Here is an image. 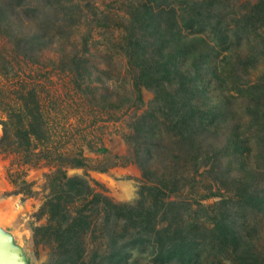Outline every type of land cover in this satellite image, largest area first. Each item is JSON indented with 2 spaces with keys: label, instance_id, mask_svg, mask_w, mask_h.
Instances as JSON below:
<instances>
[{
  "label": "trees",
  "instance_id": "obj_1",
  "mask_svg": "<svg viewBox=\"0 0 264 264\" xmlns=\"http://www.w3.org/2000/svg\"><path fill=\"white\" fill-rule=\"evenodd\" d=\"M44 6L66 16L77 15L82 6L94 12L90 0H0V23L8 26V35L27 61L35 62L45 47L57 51L55 45L65 36L41 24L37 13ZM126 7L118 46L131 69L136 98L142 100L144 87L154 92L152 105L134 112L124 133L145 179L141 200L136 205L113 200L88 174L67 173L66 163L84 164L81 156L56 152L39 207L46 222L33 227L35 242L50 244L59 264H84L86 234L100 226L115 250L96 254L95 264H121L130 243L152 248L153 259L161 263L201 261L205 237L166 220L165 207L185 178L187 169L178 168L180 161L196 157L184 144L198 138L201 147H208L209 134L230 119L236 121L222 149L233 164V181L241 184L234 196L254 208L259 219L250 224L255 231L236 233L227 220L213 218V226L207 227L208 245L223 251L231 246L237 264H264V0H127ZM62 45L53 64L89 78L85 52L71 42ZM0 75L5 78L0 82V150L31 162L37 148L48 149L36 82L17 84L1 67ZM210 76L216 79L214 92ZM239 98L242 113L237 116ZM173 140L177 147L169 146ZM8 177L17 186L15 193L34 194L19 169L9 170ZM125 232L129 242L124 241ZM238 248L243 254L236 253Z\"/></svg>",
  "mask_w": 264,
  "mask_h": 264
},
{
  "label": "rangeland",
  "instance_id": "obj_2",
  "mask_svg": "<svg viewBox=\"0 0 264 264\" xmlns=\"http://www.w3.org/2000/svg\"><path fill=\"white\" fill-rule=\"evenodd\" d=\"M90 2L94 12L82 6L73 16H66L62 10L51 6L40 8L37 14L41 24L50 30L64 32L65 36L59 45H55L57 51L45 47L35 62L23 57L22 49L8 35V26L0 23V67L17 84L26 80L36 82L48 129V149L37 148L38 153L31 162H23L22 156L15 152L0 150V232L6 235L10 246L20 250L26 264H59L52 246L36 243L33 238V227L46 222V215L40 213L39 207L48 191L46 174L55 167L56 152L81 156L84 164L66 163L67 173L88 174L113 200L135 205L141 200L140 191L145 179L139 164L131 157L124 133L132 114L152 105L154 92L144 87L142 100L136 98L131 69L118 46L121 22L128 16L127 0ZM67 33L71 36H66ZM64 41L85 52L92 72L89 78L84 79L53 64ZM209 78L210 89L214 92L216 79ZM3 80L4 76L0 75V82ZM121 101L123 103L117 107ZM236 103L234 109L238 116L242 113L241 99ZM3 116L0 110V118ZM245 118L241 115L240 121ZM234 121H222L219 129L209 134L207 155L208 147H201L198 138L184 144L196 157L180 161L178 168L187 169L185 178L178 182L165 207L166 220L183 223L188 232L205 237V247L201 244L203 259L192 264H237L231 246L223 251V247L208 245L207 227L213 226V218L227 220L236 233L257 229L250 224H257L259 214L246 205L244 199L234 196L241 184L233 181V164L222 149ZM1 132L0 122V135ZM169 146L177 147V144L173 140ZM13 169L22 171L26 180L32 183L34 194L26 196L14 192L17 186L8 177L9 170ZM202 222L207 226L201 225ZM124 235V241L129 242V234L125 232ZM85 238L84 264H95L98 262L96 254H110L115 250L100 226L92 227ZM127 248L125 261L121 264H187L156 261L150 247L130 243ZM236 253L243 254V251L238 248Z\"/></svg>",
  "mask_w": 264,
  "mask_h": 264
},
{
  "label": "water",
  "instance_id": "obj_3",
  "mask_svg": "<svg viewBox=\"0 0 264 264\" xmlns=\"http://www.w3.org/2000/svg\"><path fill=\"white\" fill-rule=\"evenodd\" d=\"M0 264H26L19 249L10 246L6 235L0 232Z\"/></svg>",
  "mask_w": 264,
  "mask_h": 264
}]
</instances>
